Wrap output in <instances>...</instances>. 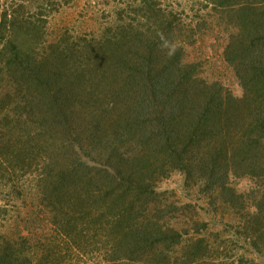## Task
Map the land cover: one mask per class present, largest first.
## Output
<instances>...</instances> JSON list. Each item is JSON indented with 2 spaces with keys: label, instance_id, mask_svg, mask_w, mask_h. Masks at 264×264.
<instances>
[{
  "label": "trees",
  "instance_id": "obj_1",
  "mask_svg": "<svg viewBox=\"0 0 264 264\" xmlns=\"http://www.w3.org/2000/svg\"><path fill=\"white\" fill-rule=\"evenodd\" d=\"M31 1L40 4L38 17L20 6L0 21V83L11 86L13 103L24 96L20 115L31 122L0 125V218L34 193L32 202L49 212L52 241L90 252L98 264H205L206 241L172 228L173 213L156 205L155 163L218 189L235 207L241 200L230 176L264 175V0L215 1L236 30L226 52L244 91L239 100L197 83L196 67L187 69L184 48L171 40L188 32L160 2L144 0L134 13L135 5L122 6L98 37L66 34L46 46L43 7L61 4ZM76 130L84 136L56 138ZM257 207L264 216V203ZM258 216L243 220L245 243L260 255L264 218L251 220ZM38 244L36 255L52 254L48 241ZM28 245L29 237L0 236V264H30Z\"/></svg>",
  "mask_w": 264,
  "mask_h": 264
},
{
  "label": "rangeland",
  "instance_id": "obj_2",
  "mask_svg": "<svg viewBox=\"0 0 264 264\" xmlns=\"http://www.w3.org/2000/svg\"><path fill=\"white\" fill-rule=\"evenodd\" d=\"M143 1L119 0L121 4L117 2L104 4L101 1L99 3L98 0H70L68 4H65V1L58 0L57 3H60L61 7L57 6V9L53 11L46 4L43 7L45 14L43 17L47 21L45 45L58 42L66 34L77 41L98 37L101 29L114 21L122 6L126 8L129 5H135L134 13ZM154 1L156 4L160 2L166 14L172 13L178 17L180 24L178 29L184 28L188 32L182 36L175 32L176 34L171 40L172 45H176L180 49L184 48L182 63L187 66V69L196 67L198 75L195 80L197 83L210 88L218 84L224 90L225 97L230 94L236 100L241 99L244 91L234 67L228 63L226 52L232 41L231 36L236 33V30L226 11L215 4L217 0ZM39 5L38 2L35 3L31 0H0V21L5 12L13 13L20 6L25 8L26 15L38 17ZM133 13H128L127 22H130L129 18L133 17ZM135 16V19L140 17ZM141 21L146 24V19L142 15L139 18V22ZM167 44L169 46L170 41ZM10 90L11 86L0 83V125L6 124L7 119L12 121V129L20 128L24 123L31 125L24 115H20L24 114V107H26L24 96L23 101L17 97L16 102L13 103L7 94L10 93ZM80 125L85 127L81 123ZM84 129L88 131L86 127ZM3 132L4 128L0 126V134ZM79 136H84V133L76 130L71 138H56L58 141L61 139L67 141L78 139ZM14 140L17 139L14 138ZM160 162L155 163L157 164L154 173L156 179L152 182L156 192L154 197L156 205L158 207L165 206L169 213H173V215H169V219H171L169 224L172 225V228L175 226L179 230H189L195 237L194 239L203 238L206 241L208 260L205 264H218L217 262L221 264L226 260L228 262L236 260L239 264H252L253 262L264 264V247H261V254L258 255L259 252L256 253L251 244L245 243L246 228L244 226L246 225L243 220V216L247 214H259L258 217L251 219L252 222L264 218L261 213H258L259 207H257L260 202L264 203V175L260 179L250 175H245L243 178L235 174L230 176L228 184L241 200L238 203L240 205L235 207L218 189L210 190L209 186L197 184L195 179H190L179 171L167 173V167L161 166ZM6 170L8 172H4V176L9 175V169ZM3 184H5L4 181ZM5 186L3 185L2 188L5 189ZM31 198H36L34 193L28 198L15 199L13 207L10 206L6 209V216L3 215L5 217L0 218V236H8L19 243H21V239L29 237L30 246H26L27 249L25 246L22 247L29 254L30 264H98L93 260L90 252L87 255H80L72 244L68 249L63 244L59 247L57 240L53 242V237L50 236L56 234L55 228L51 223L45 221L47 218L45 213L49 214V212L39 207L35 200L33 203ZM3 200L2 194H0L1 204H3ZM155 207L154 205L150 207L151 211L155 210ZM42 210H45L44 214H40ZM37 239L43 240L44 243L48 241L49 244L46 246L49 247V250L53 248L52 254L49 251L44 254V260L41 258L43 253L35 254L41 245V242L40 245L38 244Z\"/></svg>",
  "mask_w": 264,
  "mask_h": 264
},
{
  "label": "clouds",
  "instance_id": "obj_3",
  "mask_svg": "<svg viewBox=\"0 0 264 264\" xmlns=\"http://www.w3.org/2000/svg\"><path fill=\"white\" fill-rule=\"evenodd\" d=\"M165 46H167V42H165ZM174 47V46H173Z\"/></svg>",
  "mask_w": 264,
  "mask_h": 264
}]
</instances>
